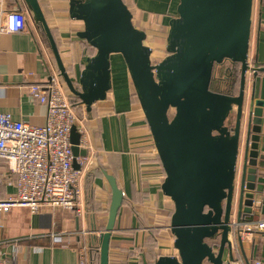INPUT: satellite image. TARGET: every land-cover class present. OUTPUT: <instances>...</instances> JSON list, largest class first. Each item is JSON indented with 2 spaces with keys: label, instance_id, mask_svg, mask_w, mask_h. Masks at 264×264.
I'll return each instance as SVG.
<instances>
[{
  "label": "water",
  "instance_id": "95a60500",
  "mask_svg": "<svg viewBox=\"0 0 264 264\" xmlns=\"http://www.w3.org/2000/svg\"><path fill=\"white\" fill-rule=\"evenodd\" d=\"M26 4L46 33L59 76L87 112L112 90L111 57L124 60L166 175L162 192L174 203L169 229L177 253L161 255L155 264H250L244 224L264 214V101L254 91L246 94L248 74L264 72L250 65L254 0H180L169 21L168 56L158 63L124 0H70V18L84 26L77 37L96 50L77 80L66 69L38 0ZM225 60L240 65L237 95L210 89L215 65ZM80 140L73 126L76 157L88 155ZM104 175L112 199L105 230L92 238L100 242V264H109L124 193L114 176Z\"/></svg>",
  "mask_w": 264,
  "mask_h": 264
},
{
  "label": "crops",
  "instance_id": "0c3cea01",
  "mask_svg": "<svg viewBox=\"0 0 264 264\" xmlns=\"http://www.w3.org/2000/svg\"><path fill=\"white\" fill-rule=\"evenodd\" d=\"M125 1L133 14L135 27L147 35L145 44L152 49V57L154 52L164 51L169 21L177 16L180 0ZM38 2L58 41L66 69L71 78L77 80L92 54L89 46L77 37L83 24L70 18V0ZM7 8L11 11L21 9L27 16L28 29L4 33L0 37V84L3 88L0 109L16 121L43 126L46 107L30 96V86L42 84L52 75L59 76L58 65L26 0H7ZM250 65L264 68V0H254ZM111 67L113 87L107 100L94 105L90 115L85 108L91 162L82 175L79 212L46 208L33 213L27 207H14L6 216L3 232L8 254L13 253L17 243V259L11 264H78L79 248L96 237L89 232H102L107 224L112 191L104 172L116 178L124 193L110 242L109 264H154L161 255H176L174 237L169 229L174 203L161 189L165 172L157 160L139 102L134 99L132 81L121 55L111 57ZM60 83L65 89L61 79ZM253 91L256 100L264 101V72L256 78L253 73L248 74L247 96ZM260 154L264 155V124ZM259 170L264 178V160ZM8 174L9 166L1 160L2 198L15 192L3 182ZM262 219L264 214L259 213L254 222ZM152 233L158 234L155 235L158 246L152 258L146 259L145 244ZM53 235L59 242L53 240ZM243 247L250 264H264V231L243 233Z\"/></svg>",
  "mask_w": 264,
  "mask_h": 264
},
{
  "label": "built area",
  "instance_id": "2783aa9c",
  "mask_svg": "<svg viewBox=\"0 0 264 264\" xmlns=\"http://www.w3.org/2000/svg\"><path fill=\"white\" fill-rule=\"evenodd\" d=\"M27 27L26 14L21 9L9 10L7 0H0V37L4 33L26 32ZM29 92L33 99L46 107L43 126L16 121L11 114L0 109V161H6L9 166V174L3 182L15 189L14 194L0 197V264H11L18 254L17 243L10 255L3 240L8 213L17 206L27 207L33 213L46 208L79 212L82 175L91 162L87 130L78 121L74 105L69 101L59 76L52 75L42 84L31 85ZM2 96L0 84V100ZM73 126L81 134L79 147L88 150L87 156L76 157L74 154L71 143ZM244 229L248 231L245 233L264 231V219L246 223ZM100 233L95 230L89 232L96 237ZM53 236V240L59 242ZM78 252V264L91 263V242L79 248Z\"/></svg>",
  "mask_w": 264,
  "mask_h": 264
},
{
  "label": "trees",
  "instance_id": "16d2710c",
  "mask_svg": "<svg viewBox=\"0 0 264 264\" xmlns=\"http://www.w3.org/2000/svg\"><path fill=\"white\" fill-rule=\"evenodd\" d=\"M124 2H125L126 5H128L125 0H124ZM133 23H134V21H133ZM39 26L41 27L45 38L48 40L42 25L39 24ZM53 36H54V34H53ZM55 41H56L57 46H58L57 39ZM82 41L87 46H89V48L91 49V53L92 54L89 57H92L95 54L96 50L94 48H92L90 45H88L86 43V41H84V40H82ZM48 42H49V40H48ZM54 59H55V57H54ZM56 64H57V62H56ZM58 71H59V68H58ZM68 73H69V71H68ZM240 74H241L240 65L239 66L238 65H233L232 66L229 63V61H228V63L224 62L222 64L215 65L214 74H213V77H212V82H211L210 89L212 91H214V92L225 94V95H230V96L231 95L232 96L233 95H237L238 91H239V85H240ZM60 79L62 80V77H60ZM65 90L67 92L69 101L72 103V105H74V103H76V104H80L81 103V100L79 98H77L76 96L72 95L69 92V90L66 87V85H65ZM134 90L135 89L133 87V96H134L135 101L138 103L139 101H138L137 95H136ZM90 113L91 112H89L88 114L90 115ZM156 157H157V160L160 161L158 155H156ZM160 163H161V161H160ZM161 166H162V164H161ZM150 238L154 239L153 243H154V246L156 245L155 246V250H156L157 246H158V243H156V241H155L156 240V236L154 234H151ZM207 242L212 244V243L215 242V240H207ZM110 246H111V243H110ZM155 252H153V255H154ZM149 258H152V256L149 257ZM91 264H100V242H99V240L97 238L96 239L92 238V240H91Z\"/></svg>",
  "mask_w": 264,
  "mask_h": 264
},
{
  "label": "rangeland",
  "instance_id": "374dc122",
  "mask_svg": "<svg viewBox=\"0 0 264 264\" xmlns=\"http://www.w3.org/2000/svg\"><path fill=\"white\" fill-rule=\"evenodd\" d=\"M167 56H168V54H167L166 49H165L164 51L154 52L152 59H153L154 63H158ZM74 112L76 114L78 121L81 122L84 126H86L85 124L87 122L86 121L87 114L85 112V106H83L81 104L74 103ZM172 116H173V113H171V117ZM234 117H235V115L233 116L231 121H234ZM155 235H158V234H155ZM153 242H154V239H151L150 237H148L146 244H145L146 246H145V252H144V257L146 259L151 257L153 255V252L156 251L155 250L156 245L154 246Z\"/></svg>",
  "mask_w": 264,
  "mask_h": 264
},
{
  "label": "flooded vegetation",
  "instance_id": "af4514ba",
  "mask_svg": "<svg viewBox=\"0 0 264 264\" xmlns=\"http://www.w3.org/2000/svg\"><path fill=\"white\" fill-rule=\"evenodd\" d=\"M168 54V53H167ZM163 60V59H162ZM153 61V60H152ZM229 60H225L224 62L228 63ZM223 62V63H224ZM154 63V62H153ZM229 63L233 66V65H238V64H235V63H232L231 61H229ZM239 66V65H238ZM228 67V66H227ZM215 69V68H214ZM213 74H214V71H213Z\"/></svg>",
  "mask_w": 264,
  "mask_h": 264
}]
</instances>
